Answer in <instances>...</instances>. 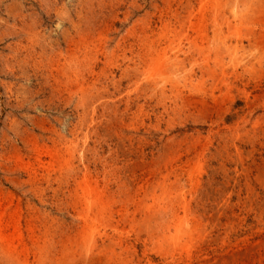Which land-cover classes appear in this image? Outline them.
Returning a JSON list of instances; mask_svg holds the SVG:
<instances>
[{"label":"rangeland","instance_id":"rangeland-1","mask_svg":"<svg viewBox=\"0 0 264 264\" xmlns=\"http://www.w3.org/2000/svg\"><path fill=\"white\" fill-rule=\"evenodd\" d=\"M0 264H264V0H0Z\"/></svg>","mask_w":264,"mask_h":264}]
</instances>
